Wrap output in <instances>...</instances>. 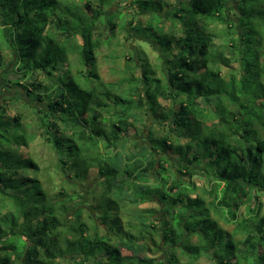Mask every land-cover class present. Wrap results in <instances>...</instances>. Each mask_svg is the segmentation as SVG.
<instances>
[{
  "label": "trees",
  "instance_id": "obj_1",
  "mask_svg": "<svg viewBox=\"0 0 264 264\" xmlns=\"http://www.w3.org/2000/svg\"><path fill=\"white\" fill-rule=\"evenodd\" d=\"M96 1L0 0V72L5 44L15 68L35 78L13 84L39 103L46 143L85 188L54 195L43 189L32 173L38 163L23 152L36 135L2 104L0 264H203L204 256L213 264H264V10L254 23L242 18L243 9L238 21H227L228 0H180L170 32H158L167 1L155 10L135 0L157 12L158 21L143 29L163 47L166 79L145 61L142 75L131 73L127 87L115 91L95 70L113 1ZM215 21L235 28L222 43ZM72 60L81 66L76 76ZM234 61L239 71L223 75L219 62ZM151 121L168 130L145 135L137 124ZM131 129L144 136H130ZM92 169L98 181L90 189L83 182ZM198 173L215 183L209 204L191 196ZM148 201L158 207H138ZM131 206L138 209L128 213ZM214 213L243 239L235 240ZM155 236L164 259L149 254Z\"/></svg>",
  "mask_w": 264,
  "mask_h": 264
},
{
  "label": "rangeland",
  "instance_id": "obj_2",
  "mask_svg": "<svg viewBox=\"0 0 264 264\" xmlns=\"http://www.w3.org/2000/svg\"><path fill=\"white\" fill-rule=\"evenodd\" d=\"M112 4L108 5L106 8V15L114 14L112 21H107L106 28L104 30V40L102 46L96 52V65L95 70L101 78L106 83H109L115 91L124 90L128 83L124 78L130 77V74H135L136 76H141L143 72V63H147L155 70V76L166 79L165 74L167 72L166 54L163 47L156 41L154 36V31L151 33L148 30H144L150 22L155 24L158 21V16L156 17L153 9L158 10L162 0H146L150 3L151 10L140 9L138 4H135V0H110ZM143 1V0H138ZM165 1V0H163ZM167 5L162 9L160 15V25L156 24L155 30L158 32H170L171 30V12L178 7V2L180 0H166ZM183 1V0H182ZM188 1V0H185ZM95 6L97 1L94 0ZM240 6V7H239ZM243 9L242 18L249 20L254 23L259 19H262L261 11L264 10V0H228L227 6L224 11V16L227 21H238L237 15L240 10ZM91 10V7L89 8ZM122 21L127 24V28L122 26ZM115 25L113 26V24ZM230 23H223L220 21H215L213 23V28L221 36L217 38L219 43L225 41L227 36H232L228 33V30L234 31V27H231ZM180 28V25L176 26V30ZM229 28V29H228ZM143 29V30H142ZM229 37V38H230ZM81 39V37H80ZM155 39V40H154ZM264 43V41H263ZM264 51V45L262 48ZM229 49L226 47V54H229ZM1 55L4 58V62L7 66L0 72V106L3 104L6 106V115L8 117H15L17 114H21V121L24 126L31 132L35 133L36 138L30 143L29 147L23 149V152L30 155L39 165L40 169L36 172H32L37 175L38 179L43 185V189L50 195L58 193L64 189L68 191H81L85 189L79 186L76 181L72 180L67 176V171L62 170L60 167V160L57 153L52 149V147L46 143L45 136L46 133L41 128L39 123L38 108L39 103L30 100L27 96L25 90L20 86L14 85V81H20L27 83L28 85L34 81L35 78L28 77L24 78L22 72L15 68V60L12 59V53L5 44L1 46ZM261 60L264 62V54L261 56ZM72 65L73 74L77 72L78 67H81L79 63L74 60L70 62ZM220 71L223 75H228L230 72L239 71V62H233L231 66H226L223 63L218 64ZM79 70V69H78ZM36 77V76H34ZM40 77V76H39ZM120 84L122 89L117 88ZM145 85H143L144 89ZM82 88H85L82 86ZM82 90V89H81ZM142 90V88H141ZM140 90V91H141ZM161 103L164 105H169L171 102L169 100L161 99ZM139 128L145 129V135L148 129H152L156 135H161L168 130V127L163 126L160 123L154 124L152 121L148 123L147 126L143 122L137 124ZM140 129V130H141ZM130 136L135 138H142L144 134L136 133L135 130H130ZM175 168H178L175 165ZM96 169L90 171V176L88 181H84V185H89L90 189L94 188L97 179ZM196 184V189L191 192L192 197L200 196L205 199L206 203L209 204L215 196V191H211L215 183H212L208 177L204 174L198 173L193 177L192 180ZM192 182V183H193ZM262 210L264 213V191L261 193ZM102 204V203H101ZM143 207H158L156 203L152 201L145 202L138 206ZM135 206H131L128 209V213H133L138 209ZM246 210L242 207L240 210L241 219L244 216ZM213 217L217 219L219 225L229 232H234L235 240L243 239L244 235L241 232H236V226L233 223H226L222 218L217 217L214 213ZM126 220V217L123 219ZM106 227V226H105ZM100 232L104 233V229L100 228ZM197 237L193 238L196 241ZM150 252L149 254L160 259L166 257V249L161 243L160 237L155 236V240H150L149 243ZM182 261H185L186 257L181 256ZM203 264H213L214 262L208 257H202L198 261ZM61 264H67L64 260Z\"/></svg>",
  "mask_w": 264,
  "mask_h": 264
}]
</instances>
